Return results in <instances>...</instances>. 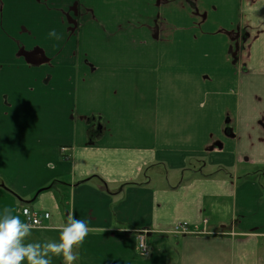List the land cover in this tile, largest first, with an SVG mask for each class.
Wrapping results in <instances>:
<instances>
[{"label":"crops","instance_id":"obj_1","mask_svg":"<svg viewBox=\"0 0 264 264\" xmlns=\"http://www.w3.org/2000/svg\"><path fill=\"white\" fill-rule=\"evenodd\" d=\"M262 170L264 0H0V212L30 240L72 214L75 264H264Z\"/></svg>","mask_w":264,"mask_h":264},{"label":"clouds","instance_id":"obj_2","mask_svg":"<svg viewBox=\"0 0 264 264\" xmlns=\"http://www.w3.org/2000/svg\"><path fill=\"white\" fill-rule=\"evenodd\" d=\"M49 36L60 39L54 30ZM53 228L59 232L58 240L32 241L33 224L12 208H4L0 212V264H52L54 257L63 264H75L79 259L76 250L92 231L88 222L69 214L66 221L54 222Z\"/></svg>","mask_w":264,"mask_h":264},{"label":"built area","instance_id":"obj_3","mask_svg":"<svg viewBox=\"0 0 264 264\" xmlns=\"http://www.w3.org/2000/svg\"><path fill=\"white\" fill-rule=\"evenodd\" d=\"M66 150L67 149H63V151H66ZM25 210H27V215L24 214ZM23 214L27 218L28 222L33 224V228L42 226L43 222H42L41 216L38 215L36 212L31 211L28 208H25L23 210ZM44 217H45V219H48L50 217V215L49 214H45ZM175 232L176 233H182V234L191 233L189 231V228H188L187 224H182L181 226L179 225L176 228ZM146 235H147L146 231H142L141 233L138 234V242H139L138 245H139L140 253L142 255H149V253H150V247H149V245L147 243V236Z\"/></svg>","mask_w":264,"mask_h":264},{"label":"trees","instance_id":"obj_4","mask_svg":"<svg viewBox=\"0 0 264 264\" xmlns=\"http://www.w3.org/2000/svg\"><path fill=\"white\" fill-rule=\"evenodd\" d=\"M100 127H97V129L95 130V132L96 133H98V132H100L101 131V129H99ZM94 131H92V135H91V140H93L95 137V135H94V133H95Z\"/></svg>","mask_w":264,"mask_h":264},{"label":"rangeland","instance_id":"obj_5","mask_svg":"<svg viewBox=\"0 0 264 264\" xmlns=\"http://www.w3.org/2000/svg\"><path fill=\"white\" fill-rule=\"evenodd\" d=\"M259 172V171H258ZM261 173V174H260ZM260 173H259V176H261V177H263L264 178V171L262 170V171H260ZM181 226V225H180ZM177 228V227H176ZM176 231V230H175Z\"/></svg>","mask_w":264,"mask_h":264}]
</instances>
